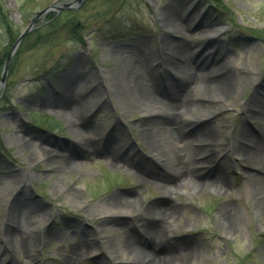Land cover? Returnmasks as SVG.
<instances>
[{
	"label": "rangeland",
	"instance_id": "rangeland-1",
	"mask_svg": "<svg viewBox=\"0 0 264 264\" xmlns=\"http://www.w3.org/2000/svg\"><path fill=\"white\" fill-rule=\"evenodd\" d=\"M68 1L0 0V9L10 34L18 36L35 12ZM179 2V17L190 14L192 25L168 21L167 7H178ZM117 3L121 4L83 0L76 12L62 9L38 17L9 64L0 93V235L5 221L10 225L21 215L32 250L30 259L21 255L13 263L133 264V256L121 243L130 232L139 244L146 225L143 211L167 206L172 199L181 213L161 228L171 232L175 247H192L189 264H264V171L260 168L264 160L235 156L243 127L259 137L260 121L245 112L264 106V0H124L121 28L115 37L103 39L96 22L114 12ZM50 14L53 22L48 20ZM203 16L218 33L197 29ZM65 20L84 23L69 32L80 34L83 43L69 40L70 25L61 23ZM1 25L0 57L5 58L12 39ZM38 34L43 35L36 39ZM167 43L181 48L182 54L174 58L181 68L173 65L174 70L165 74L160 48ZM219 52L226 66L212 58ZM141 62L148 64L142 71L148 89L142 86L141 91L150 93V104L175 93V77L194 78L195 87L188 92L193 96L180 110L176 137L191 142L195 153L211 149L229 185L180 186L172 195L160 188L165 166L154 144L160 123L151 122L155 116L127 73L139 76ZM41 65L48 74L37 77ZM212 67V80L198 76ZM119 73L127 74V86L143 107L128 106L121 99L115 86ZM80 82L90 87L82 91L77 88ZM215 83H224L230 95L223 97L219 87L215 91ZM55 90L63 96L75 90L91 104L89 112L75 101L66 108L64 100L55 98ZM75 108L83 114H76ZM36 119L55 120L59 128L37 125ZM79 126L89 130L79 134ZM84 134L91 141L78 147L75 143ZM252 167L256 177L246 173ZM147 173L152 179L146 181ZM115 193L136 201L130 209L134 218L117 216L125 209L108 212L106 201ZM222 207L238 219L233 231L218 218ZM73 247L82 251L81 257L70 258ZM9 260V255H0L1 262Z\"/></svg>",
	"mask_w": 264,
	"mask_h": 264
},
{
	"label": "bare ground",
	"instance_id": "bare-ground-1",
	"mask_svg": "<svg viewBox=\"0 0 264 264\" xmlns=\"http://www.w3.org/2000/svg\"><path fill=\"white\" fill-rule=\"evenodd\" d=\"M181 3L179 2L178 7L169 6L167 7L165 13L168 16V21L172 23L175 21L177 25H185L190 26L194 22L193 18L187 17L186 19H181L179 17ZM192 11V10H191ZM171 15V16H169ZM204 16L201 17L199 24H197V29H199L202 33H218L219 31L210 25L204 20ZM203 23V24H202ZM184 30V28H181ZM165 48V49H164ZM160 49L162 50L163 55V64L165 74L174 70V67L181 68L179 65V61L174 58L178 55L182 54V49L179 47H174L167 43V46H163ZM161 52V51H160ZM161 54V53H160ZM221 52L217 53L216 56H213V59H218L222 62V66H226L227 62L226 58L221 60L220 57ZM173 62V64H172ZM175 63V64H174ZM218 64V61H217ZM166 65V66H165ZM130 65H128L129 67ZM135 66V71L139 72V70ZM139 68L141 71L139 72V76H136L130 72H128V79L133 81L131 84L137 88L138 94L140 97H143L147 109L150 111V114L155 117H150L151 122L158 121L159 126L157 128V135L154 141L156 150L161 154L160 156L163 158V165L165 166L164 173L160 176L162 177V181L160 182V188L165 190L169 195H172V190H177L178 187L186 188L187 186L193 188L199 187H226L228 184L227 177L225 173L221 172V167L218 165L216 160V155L210 154L212 151L205 150L202 153L195 151L189 146L191 142L188 141H179L176 137V131L182 120L181 109L188 107L187 99L193 96L192 93H188L193 91L195 87L194 78L188 79L185 77L184 79L180 77H175L176 82V91L172 95L165 94V100H158L154 103H149L148 99L150 97L149 92L141 91V88H147V85L144 83V79L142 76V71L148 68V64L146 62H141ZM213 67L209 72L205 74H199L198 76L206 79L212 80L214 78ZM204 75V76H203ZM208 75V76H207ZM115 78V86L118 87L120 92L121 99L126 102L128 106L132 104L134 106H138V108L143 107L144 105L140 100H138L135 96L132 95L129 90L130 87L127 86V74L126 75H116ZM188 79V80H187ZM129 81V80H128ZM208 81V80H207ZM140 82V83H139ZM147 82V81H146ZM139 83V85H138ZM210 83V82H208ZM149 88L150 84L147 82ZM78 89H88L90 87L89 84L85 82H80L77 84ZM216 87H219V93L225 96L227 95L225 90L224 83H218L213 85V89L216 91ZM148 89V88H147ZM197 90L196 92H198ZM204 91V90H201ZM56 99L62 100H71L78 102L82 107H86V112H89L88 106L89 102L87 100L80 99L79 96L73 95H62L61 92L55 90ZM185 93V94H184ZM63 96V97H62ZM163 109H169L168 114L164 113ZM248 117L256 116V118L260 121L258 124V138H256L252 133H250L248 128L243 127V130L239 132V135L236 139L239 140L237 144L236 150L239 153H235V156L239 157H247L250 160H264V106L258 111H248L245 112ZM81 126V125H80ZM79 126V134L84 133L89 130H82ZM89 134H84L76 143L78 147L83 144L89 143L91 140L88 138ZM196 139V137H195ZM95 140V139H94ZM118 145L117 141L112 142V147L116 148ZM81 152L85 151V148H79ZM39 157V155L37 156ZM127 157V156H126ZM65 160V159H60ZM59 164L61 161H58ZM57 162V164H58ZM262 171H264V167H260ZM256 169L252 167V172H246L252 177H256ZM147 176L143 177L147 180L152 179V175L147 173ZM124 196L123 194L115 193L111 195L106 201V205L108 206V212L113 213L117 210L125 209L124 212L117 213L121 216H126L130 218H134L133 213L130 212V209H134L136 205V201ZM169 204L167 206H152L150 211H143L142 219L146 224L143 226L141 230V235L139 234L140 243L135 242V237L128 233L127 238L121 243L124 244L125 250L128 251V254L133 256L132 263L133 264H189L192 261L190 248H177L174 246L173 242L175 239H170L172 235L171 232H166L162 230L161 224L167 226V224H171L173 221L177 219V217L181 213L180 206L170 199ZM167 202V203H168ZM105 205V206H106ZM218 218L221 221L222 225L228 231H233L235 224H238V219L235 218L232 214L228 213L224 207H222L218 211ZM23 216H16L13 223L10 225L5 221L4 223V234L0 235V255H9L10 260L7 263H3L0 261V264H14V261H17V258L21 255L24 258H31V248L28 244L30 237L26 235V229L22 226ZM147 219L155 220L154 223H149ZM145 227V228H144ZM169 228V227H168ZM132 231L134 228H131ZM138 233H136L137 235ZM106 245H111L106 240ZM127 247V249H126ZM82 251L79 248L73 247L70 252V258L76 259L81 257ZM13 259V260H12Z\"/></svg>",
	"mask_w": 264,
	"mask_h": 264
},
{
	"label": "water",
	"instance_id": "water-1",
	"mask_svg": "<svg viewBox=\"0 0 264 264\" xmlns=\"http://www.w3.org/2000/svg\"><path fill=\"white\" fill-rule=\"evenodd\" d=\"M82 2V0H75L73 3H67V4H63V5H49L48 7H46L45 9H43L42 11H39L38 13H36L35 15H33L29 25L20 33V35L18 36L17 40L15 41V43L12 46L11 51L9 52L3 70H2V75L0 78V87L4 84L6 76H7V68H8V64L10 62L11 56L13 55L16 47L18 46V44L21 42V40L32 30L33 28V24L35 22V20L42 16L44 13L48 12V11H53V10H60V9H68L71 7H78L80 5V3Z\"/></svg>",
	"mask_w": 264,
	"mask_h": 264
},
{
	"label": "trees",
	"instance_id": "trees-1",
	"mask_svg": "<svg viewBox=\"0 0 264 264\" xmlns=\"http://www.w3.org/2000/svg\"><path fill=\"white\" fill-rule=\"evenodd\" d=\"M53 18H55L54 15H53V14H50V15L48 16V20H49V22H53V21L55 20V19H53ZM56 19H57V18H56ZM61 23H62V25H73V24H74L73 22L70 23L69 20H65V21H63V22H61ZM1 24H2V25H1ZM58 24H59V23H58ZM115 24H117V19L114 18V15H111V16L109 17L108 20H105V23H101V25H103L102 28L104 27V29H105V27H107L106 25H115ZM0 25H1V28L3 29V31L7 34V36H8V34L11 35L10 32H9V30H8V23L5 21L4 17H3L2 14H1V9H0ZM56 26H57V25H56ZM56 26H52L51 30L56 29ZM70 27H71V26H70ZM12 32H13V30H12ZM13 33H14V32H13ZM13 33H12V34H13ZM41 35H43V34H38V35L36 36V39H38ZM15 38H16V35H15V34L11 35V39H12L11 41H13ZM2 57H4V55H2V56L0 57V59H2V60H0L1 63L3 62V59H4V58H2Z\"/></svg>",
	"mask_w": 264,
	"mask_h": 264
}]
</instances>
